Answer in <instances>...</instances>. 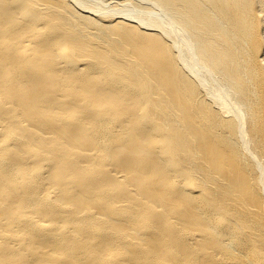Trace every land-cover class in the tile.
<instances>
[{
	"label": "bare ground",
	"instance_id": "bare-ground-1",
	"mask_svg": "<svg viewBox=\"0 0 264 264\" xmlns=\"http://www.w3.org/2000/svg\"><path fill=\"white\" fill-rule=\"evenodd\" d=\"M0 264H264V0H0Z\"/></svg>",
	"mask_w": 264,
	"mask_h": 264
}]
</instances>
